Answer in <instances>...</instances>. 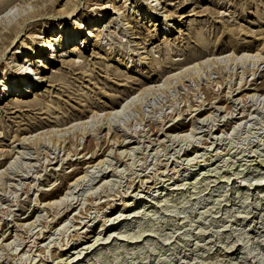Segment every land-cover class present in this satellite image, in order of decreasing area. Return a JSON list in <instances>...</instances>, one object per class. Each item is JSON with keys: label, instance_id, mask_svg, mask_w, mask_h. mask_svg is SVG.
<instances>
[{"label": "rangeland", "instance_id": "rangeland-1", "mask_svg": "<svg viewBox=\"0 0 264 264\" xmlns=\"http://www.w3.org/2000/svg\"><path fill=\"white\" fill-rule=\"evenodd\" d=\"M9 1L1 21L48 10L0 58L36 86L26 107L0 88V264H263L264 0H159L154 24L139 0ZM59 31L46 72L22 60Z\"/></svg>", "mask_w": 264, "mask_h": 264}, {"label": "bare ground", "instance_id": "bare-ground-1", "mask_svg": "<svg viewBox=\"0 0 264 264\" xmlns=\"http://www.w3.org/2000/svg\"><path fill=\"white\" fill-rule=\"evenodd\" d=\"M8 0H0V15L3 14L4 11L6 10H2V9H5L3 8L8 2ZM11 1H14V0H11ZM9 1V2H11ZM17 1V0H15ZM45 1V0H44ZM116 1V0H115ZM149 1L150 0H139V2H141L142 4L144 5H147L148 7V10L146 11V17L144 16V20H147V22H151V23H155V22H158L160 18H163V17H168V16H164V15H161L160 14V10H159V6L161 5V1L159 0H152L153 3L152 5L149 4ZM49 2V1H48ZM75 2V1H74ZM112 1L108 2L107 4H104V6H102L100 8V14L96 16V19H94L92 22L90 23H87L84 25V27H82L81 29H79L76 33V35H74V38H69V41H72L73 44H74V49H72V54L73 53H81L83 51V48H86L87 47V41L85 39V32H86V36L87 35H93L95 32L98 31V29H101V27L103 26V24L108 21L110 18H111V15L112 13L114 12H117V9L118 8L116 6V3H111ZM114 2V1H113ZM118 2V1H116ZM16 3V2H15ZM41 4V3H40ZM8 5V4H7ZM90 5V4H89ZM8 6H11V3L10 5ZM42 6V5H40ZM156 6V7H155ZM39 7V6H38ZM44 7V6H43ZM155 7V8H154ZM7 8V7H6ZM12 8V7H11ZM35 8V7H34ZM9 9V8H8ZM42 9V8H41ZM12 10V9H10ZM47 9V7L43 8L42 10H32L31 13H29V15H18V17H12L10 15H5L3 18V21H1L0 19V48L1 46L4 48L2 49V51L0 52V58L2 57V55L5 54V52H7V49L13 45L14 41L17 40L16 38L19 36V34H21L23 31L26 30V27L30 26L33 24L34 20H37L36 18L38 17H41L43 19V17H45L46 13L44 14L43 12H45ZM98 10V9H97ZM3 11V12H1ZM135 11V10H134ZM132 11V14L135 15V12ZM30 12V11H29ZM11 13V11H9V14ZM137 14V13H136ZM7 16V17H6ZM1 18V17H0ZM8 19H10V21H8ZM118 19V18H117ZM123 18H121V21H122ZM33 20V21H32ZM111 20V19H110ZM2 22V23H1ZM111 23V22H110ZM101 24V25H100ZM96 25H99L100 28H97ZM89 29V30H88ZM88 30V31H87ZM61 32V33H60ZM88 32V33H87ZM84 34V36H83ZM166 35H169L170 33H168V30L167 32L165 33ZM64 37H67V33L66 32H62V31H59L58 33H56L55 35L53 36H50L48 37L49 39L44 41L41 45H40V48H38V50H34V52H30L31 49L28 48V47H25L23 46V51L28 53V55L26 54L25 55V58H23L22 60H25V62H29L30 63V66L33 65L34 62L37 61V59H35V57H39L38 59L41 63V65L38 67V69L40 70H45V72L48 70V67H47V63H43L42 62V59H44L45 57H47L49 60L52 58L51 54L53 53H50L51 52V49H53L55 46V54L57 55L58 54V51L59 50H63V47H65L66 45L68 46V44L66 43V39ZM62 43V44H61ZM83 43V44H82ZM4 44V45H3ZM6 44V46H5ZM200 45V44H199ZM203 46V44H201ZM208 45V44H207ZM247 45V44H246ZM5 46V47H4ZM205 46V45H204ZM242 46V45H241ZM250 46V45H249ZM201 47V46H200ZM199 47V49H200ZM240 47V45H239ZM245 47V46H244ZM33 48V46H32ZM197 48V47H196ZM202 48V47H201ZM205 48V47H203ZM207 48V46H206ZM238 48V47H236ZM241 48V47H240ZM250 48V47H249ZM45 49L48 51V53L46 54L45 53ZM198 50V49H197ZM202 50V49H201ZM239 50V48H238ZM241 50V49H240ZM249 50V49H248ZM197 52V51H196ZM195 52V53H196ZM203 52V51H201ZM201 52H197V56H198V53H200V56H201ZM206 50L204 49V54H205ZM222 52V51H221ZM18 53V52H16ZM194 53V54H195ZM35 54V55H34ZM203 54V53H202ZM260 54V53H259ZM258 54V55H259ZM192 55V54H191ZM215 55V54H214ZM189 56V55H188ZM247 56V55H246ZM246 56H241L240 58H242V61H244V63H247V59L245 58ZM20 54H17V57H15L13 60H12V65L9 69V77L5 78L2 83H0V88L3 86V91H8V92H14L15 96H16V102L14 103V105L16 107H23L25 106V102L23 101H19L20 98H25L26 96H28L29 94H33V89L36 88V86H33L34 84H31V81L30 78L31 76L33 75V72H35V70H32V71H29L28 68H24L23 70V67H17L18 65L16 64V61L17 58H20ZM191 56L188 57V59L190 58ZM193 57V56H192ZM199 57V56H198ZM249 57V56H248ZM57 58V56H56ZM196 58V57H193V59ZM261 58V57H260ZM187 59V60H188ZM197 59V58H196ZM190 60V59H189ZM214 62L216 63L217 61L221 60L219 58H214L213 59ZM234 60V59H233ZM257 60V59H256ZM260 60V59H259ZM262 60V59H261ZM191 61V60H190ZM189 62V61H188ZM206 62H209V60H207ZM264 62V61H263ZM8 63H6V66H9V64L7 65ZM77 64V63H75ZM171 64V62H170ZM173 64V63H172ZM254 65V64H253ZM77 66V65H75ZM255 66V65H254ZM82 67V65H81ZM172 67V66H171ZM77 68V67H75ZM80 67H78L79 69ZM174 68V67H173ZM176 68V67H175ZM21 69L23 71H21ZM30 72V77L27 76V74ZM40 71H36L37 74H39ZM44 72V73H45ZM161 74V73H160ZM159 75V74H158ZM186 75V74H185ZM161 76V75H160ZM159 77V80L161 81L162 77ZM12 77V78H11ZM3 78V77H2ZM169 77H167L165 79L164 82H166L168 80ZM180 78V77H179ZM10 79V80H9ZM171 79V78H170ZM158 80V81H159ZM157 80L154 81V80H150V83H156L158 82ZM169 81V80H168ZM36 82L37 83H40V86L38 88H40L43 84V82H45V79L42 77V76H38V78L36 79ZM151 83V84H152ZM247 83V82H246ZM149 85L145 88H143L142 90L139 91V94L138 96L134 99V96H132V93L128 96H126V98L122 99V101L120 100H116V101H113L112 105L114 107H112V110L111 112H108L106 113V116H107V119H110L114 114L113 112H115V115L118 114V110L117 109H121L123 106V111H126L128 109H130L131 107H133L135 105V103L138 101V99L140 98V96H143V95H147V93H149L150 91H152L155 87V86H152V85ZM29 85H31L30 87H28ZM143 85V84H142ZM4 86H8V88L6 89V87ZM220 86V85H219ZM244 86V85H243ZM141 88V87H140ZM243 89L242 85L241 87H239V89H237L236 91L238 92H241ZM137 90V89H136ZM155 90V89H154ZM134 92V91H133ZM125 94V93H123ZM127 94V93H126ZM134 94V93H133ZM231 94V93H230ZM9 94L8 93H5V96H8ZM228 95V94H227ZM248 95V94H247ZM246 95V96H247ZM3 97V96H2ZM245 97V96H244ZM122 98V97H121ZM131 99V100H130ZM249 99V98H248ZM0 100H1V96H0ZM243 100V99H242ZM34 103L33 104H29L28 106H37L39 105V102L40 101H33ZM246 102V101H245ZM31 103V102H30ZM41 105V104H40ZM245 105V104H244ZM26 107V106H25ZM40 107V106H39ZM118 107V108H117ZM201 109V108H200ZM202 112V111H200ZM232 113V112H231ZM85 115V114H83ZM87 117V116H86ZM94 116H91L90 118L92 119ZM78 118V117H77ZM105 118V117H104ZM73 119V118H72ZM80 119V118H79ZM208 119V118H207ZM78 120V119H77ZM94 120V119H93ZM105 120V119H104ZM99 123V122H98ZM214 123V122H213ZM87 124V123H86ZM97 124V122H96ZM102 125V124H101ZM182 125V124H181ZM179 124L176 125H173L171 126L169 129L170 130H178L180 129L182 126ZM213 125V124H212ZM73 126V125H72ZM100 127V126H99ZM111 128V127H110ZM108 129V128H107ZM163 130V129H162ZM53 131V130H52ZM111 131V130H110ZM160 131V130H159ZM49 132V131H47ZM53 133V132H52ZM89 133V132H88ZM48 134V133H47ZM172 136V135H171ZM36 138V137H35ZM122 138V137H121ZM38 139V138H37ZM41 139V138H40ZM95 139V138H94ZM20 141V139H19ZM116 141V139H115ZM117 143V142H116ZM122 143V142H120ZM112 144V143H111ZM22 145V144H21ZM122 146V145H121ZM211 146V145H210ZM149 147V146H148ZM27 148V147H26ZM78 149V148H77ZM76 150V149H75ZM207 150V149H206ZM126 152V151H125ZM71 154V153H70ZM94 154V152H93ZM96 155V154H95ZM67 156V155H66ZM98 156V155H97ZM92 158V157H91ZM62 161V160H61ZM65 161V160H63ZM108 163V162H107ZM2 164V163H1ZM101 164V162H100ZM109 168V167H108ZM7 170V169H6ZM242 170V169H241ZM93 178V177H92ZM263 178V177H262ZM124 196V195H123ZM125 204V203H124ZM47 206V205H46ZM81 222V221H80ZM29 224V223H28ZM74 227V226H73ZM142 232V231H141ZM144 233V232H143ZM139 234V233H138ZM142 234V233H141ZM141 237V236H140ZM7 239V238H6ZM99 239V238H98ZM139 240V239H138ZM15 243V242H14ZM139 243V242H138ZM11 244V243H10ZM29 245V244H28ZM92 247V246H91ZM90 247V248H91ZM228 249V248H227ZM17 250V249H16ZM85 250V249H84ZM46 251V249H45ZM47 254V253H46ZM251 254V253H250ZM30 256V255H29ZM255 258V256H254ZM263 259V257L261 258ZM259 261V260H258ZM257 261V262H258ZM261 261V260H260ZM69 262V261H68ZM256 262V263H257ZM261 264V263H259ZM264 264V262H263Z\"/></svg>", "mask_w": 264, "mask_h": 264}]
</instances>
